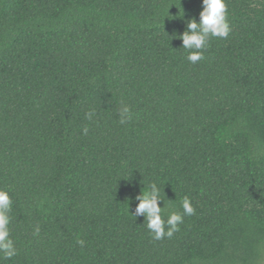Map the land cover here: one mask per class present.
I'll use <instances>...</instances> for the list:
<instances>
[{
  "label": "trees",
  "instance_id": "16d2710c",
  "mask_svg": "<svg viewBox=\"0 0 264 264\" xmlns=\"http://www.w3.org/2000/svg\"><path fill=\"white\" fill-rule=\"evenodd\" d=\"M225 3L192 64L201 0H0V264H264V0ZM151 182L195 209L171 238L129 215Z\"/></svg>",
  "mask_w": 264,
  "mask_h": 264
},
{
  "label": "clouds",
  "instance_id": "9594fccd",
  "mask_svg": "<svg viewBox=\"0 0 264 264\" xmlns=\"http://www.w3.org/2000/svg\"><path fill=\"white\" fill-rule=\"evenodd\" d=\"M202 10L199 12V21L189 19L186 24V30L179 36L182 41L181 47L188 50L187 60L195 64L204 58L203 49L206 48L210 37L227 38L231 28L227 20V6L225 0H201ZM94 112L86 113V118L91 120ZM120 124H126L131 120V110L127 105H122L119 109ZM83 133L87 134L88 128H83ZM144 187V186H143ZM161 187L151 182L144 191H140L135 199L138 203L134 211L129 214L133 217H143L147 220V228L153 239L161 240L171 238L178 232L179 225L183 223L184 216H192L195 209L190 199L185 196L181 200L183 213L172 212L165 220L162 213L165 209L164 199L161 196ZM158 202H163V207L158 206ZM12 201L7 191L0 190V254L3 259H11L16 255L17 249L10 236V216ZM39 233L37 225L33 235ZM78 244L83 246L84 241L78 240Z\"/></svg>",
  "mask_w": 264,
  "mask_h": 264
}]
</instances>
